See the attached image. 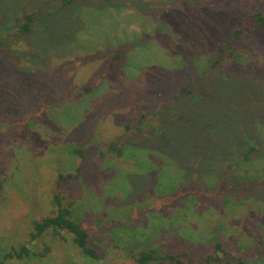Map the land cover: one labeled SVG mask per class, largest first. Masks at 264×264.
Returning a JSON list of instances; mask_svg holds the SVG:
<instances>
[{
  "label": "rangeland",
  "instance_id": "obj_1",
  "mask_svg": "<svg viewBox=\"0 0 264 264\" xmlns=\"http://www.w3.org/2000/svg\"><path fill=\"white\" fill-rule=\"evenodd\" d=\"M257 11L264 0H0V264H139L151 247L196 264L217 241L210 264H264V153L226 168L264 146V29L235 35ZM76 147L80 177L58 184ZM56 195L99 259L67 230L31 239Z\"/></svg>",
  "mask_w": 264,
  "mask_h": 264
},
{
  "label": "trees",
  "instance_id": "obj_2",
  "mask_svg": "<svg viewBox=\"0 0 264 264\" xmlns=\"http://www.w3.org/2000/svg\"><path fill=\"white\" fill-rule=\"evenodd\" d=\"M73 1L75 0H60V7H64L72 3ZM39 14H40L39 11H34V12H29V13L24 14L22 17L23 21L20 25V30L23 32H29L31 30L33 22L37 19ZM245 21L247 22L246 25H244ZM249 22L253 24H257L259 27L264 29L263 13L257 11L245 17L242 20V27L236 29L235 31L236 37H240L243 34L244 28L249 26ZM1 52L2 51L0 48V54ZM219 52H220V55H222L221 47L219 49ZM119 56H121L120 53L117 54L116 58H119ZM85 90L87 91L90 90V86L86 87ZM136 144H137L136 142L132 141V142H129L127 145H124V144L121 145L119 144L118 141H112L108 144V148L112 152L118 151V153L122 154L123 150L128 149L130 146L133 147ZM74 152L78 156H80V160H81L80 163L76 166V173L68 172L67 174H61L58 179V184H60L64 180L80 177L81 170L83 169L84 162L86 160L85 147H76L74 149ZM260 152L264 153V146L253 144L249 146L247 149H245L243 152L239 153L236 159H233L232 162L226 165V168L227 167L230 168L234 164L235 166H239L240 163L242 162L244 163V162L250 161L253 158H255ZM177 188L178 187L176 186L168 188L170 189L168 196L169 197L172 196L169 198L172 201L174 200L175 197L182 198V197H185L186 195V192L180 191ZM56 200L58 204V209L55 214L48 215V216L42 217L40 220L33 221V231L30 234L31 239H35L38 236L43 235L45 232L49 230H54V231L67 230L73 235L72 241L74 245L81 250L82 254L90 258L99 259L98 250L89 241L90 231L88 230V228L85 225H83L77 218L73 217L71 208L69 206H65L62 203L60 196L56 195ZM185 201L187 202V199ZM168 223H171V222H168ZM214 247L216 248L217 253L209 254L205 262H200L196 264H210V261L212 259L220 260L221 256L218 254V252L220 250H224L223 245L220 241H217L214 244ZM48 248L49 247L46 246L44 250L39 251V253L37 254L39 256H44ZM28 254H30L28 246L22 245L19 250L13 247L10 251L6 252L5 258H13V257L24 258ZM185 254L186 253H182V255H185ZM34 255L36 256V254ZM159 259H168L171 262V264H192L191 261L183 260L176 254H172V253L163 254L154 247H151L147 251H142L136 257V260L139 264H150L151 262L155 260H159ZM239 264H248V263H246L242 259H239Z\"/></svg>",
  "mask_w": 264,
  "mask_h": 264
}]
</instances>
